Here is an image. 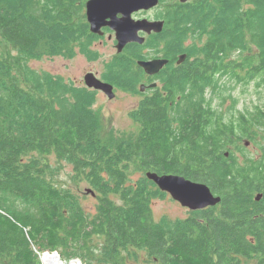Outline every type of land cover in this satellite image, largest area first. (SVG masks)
<instances>
[{
	"label": "trees",
	"instance_id": "1",
	"mask_svg": "<svg viewBox=\"0 0 264 264\" xmlns=\"http://www.w3.org/2000/svg\"><path fill=\"white\" fill-rule=\"evenodd\" d=\"M28 6L0 0V264H41L38 251L45 250L86 264H125L141 252L154 264L254 257L264 264V148L260 158L237 156L264 130V112L225 121L205 98L213 79L203 75L264 82V0H194L191 12L163 16L166 45L196 56L184 41L200 32L204 57L190 63L188 83L165 86L132 109L138 133L127 139L102 138L93 89L74 91L29 66L53 53L63 33L87 47L92 36L82 0H58L49 16L35 20ZM114 64L111 79L102 78L136 92L134 61ZM52 156L88 183L93 211L54 182ZM147 171L206 183L221 200L184 219L155 220L152 200L166 193ZM256 192H263L259 201Z\"/></svg>",
	"mask_w": 264,
	"mask_h": 264
},
{
	"label": "rangeland",
	"instance_id": "2",
	"mask_svg": "<svg viewBox=\"0 0 264 264\" xmlns=\"http://www.w3.org/2000/svg\"><path fill=\"white\" fill-rule=\"evenodd\" d=\"M24 1L29 5L27 11H30L34 20L36 15L43 14V17L49 16L53 5L58 2V0ZM168 1L170 0L161 2L160 6H157L153 10V15L162 17L164 12L163 5ZM15 9L17 8H13V10ZM188 23L190 25L187 26L191 27V29L196 28L193 21H189ZM195 35L199 36L200 32H196ZM194 36L192 33L189 34L185 39V47L193 49L198 55V49L202 44H199V40L197 42L193 41ZM59 39L57 49L52 51L53 53H46L41 57L33 58L29 61V66L38 76L47 79L54 78L57 82L61 81L67 87H72L74 91H82L85 87L90 90L83 81L88 71L96 72L101 77L110 75L108 73L113 69L111 65H115L114 63L118 59L116 58V50L111 42L101 45L98 41L99 39L92 38L89 42V47L88 45L87 47H82L79 36L75 35L73 38L74 41H71V37L67 33H63ZM92 42H95V44H92ZM194 42L195 44H193ZM70 45L73 51L69 49ZM157 48H159V44ZM117 77L118 75L112 79H117ZM108 78L111 79V75ZM117 85L113 98H108L102 92L93 89L95 92L94 95L92 94V97L95 98L93 107L100 114L99 130L103 139H108L109 137L117 139L133 138L138 133L137 122L131 116V111L139 100L137 96L138 87L135 92L130 88L127 89V86L123 85L125 87L123 88L118 83ZM205 98L215 113L221 115L225 121L237 118L242 113L245 115H248V113L253 114L260 109L264 112V82L261 83L258 79L249 82H246V80L239 82L231 74L225 73L221 75L218 73L210 81L208 88H206ZM262 117L264 116L262 115ZM263 138L264 130L262 128L260 129V135L256 142H248L245 148L246 150L237 153L239 160L242 161L244 157H262L264 148ZM51 162L54 167L52 171L54 182L59 186H64L72 190L78 196L85 209L93 211L97 200L93 195L86 193V189L89 188L88 183L78 178L74 174L71 165L64 160L56 161L55 157L52 156ZM141 175L142 173L137 172L133 180L138 179ZM165 193L163 196L156 197L152 200V210L155 220H160L163 217L171 220L184 219L195 214L196 210L191 211L185 208L178 201L176 202L169 193ZM255 194H258V192ZM82 262L86 264L85 261L82 260ZM98 264L111 263L100 262ZM125 264L154 263H151L146 255L141 252L137 259H126ZM240 264H258V260L256 257L249 260L243 259Z\"/></svg>",
	"mask_w": 264,
	"mask_h": 264
},
{
	"label": "water",
	"instance_id": "3",
	"mask_svg": "<svg viewBox=\"0 0 264 264\" xmlns=\"http://www.w3.org/2000/svg\"><path fill=\"white\" fill-rule=\"evenodd\" d=\"M185 2L187 0H180ZM159 0H88L86 2V17L90 23V29L94 33H102L101 26L110 25L116 34L117 52L129 42L142 44L144 38L139 36V31L150 33L160 32L163 28V21H149L147 19H132L131 14L140 9H150L157 6ZM121 14L120 18L116 14ZM185 54L180 55L178 62H181ZM164 59H153L138 61V64L149 74L156 73L166 63ZM85 85L94 90L102 91L108 98L115 95L113 85L102 81L93 72L84 76ZM154 85V84H153ZM152 84L150 87L153 86ZM248 141L245 142V145ZM146 177L152 180L161 191L167 192L181 205L192 210L203 209L208 206L219 204L221 198L214 194L206 183L194 181L183 175L174 173L158 174L154 171H147ZM86 193L95 195L92 189L87 188ZM261 194L258 193L255 199L258 200Z\"/></svg>",
	"mask_w": 264,
	"mask_h": 264
},
{
	"label": "flooded vegetation",
	"instance_id": "4",
	"mask_svg": "<svg viewBox=\"0 0 264 264\" xmlns=\"http://www.w3.org/2000/svg\"><path fill=\"white\" fill-rule=\"evenodd\" d=\"M88 0H84V8H83V14L85 16V22L87 24V30L89 31L90 36L92 38L99 39L101 45L104 43H112L116 50V56H118V59L121 61H134V77L132 78L133 84H135L138 87V93L137 96L139 97L138 103L135 107L139 106L140 101L145 96H151L156 91H162L163 87L168 85H184L185 83H188V78L193 77L194 74L191 70H193L192 66L193 64H190L191 62H196V59L198 57H204V53H200V50L203 46H200L198 49L199 54L196 56L190 55V52L184 51L182 48H176L172 46L166 45L165 37H166V31L168 28V25H166V19L163 17L166 14H169L170 12H179L183 11L185 14L192 11L191 3L194 0H187L185 2H182L180 0H170L165 5H163V15L162 17H158L157 15H153V10L160 6V0L157 6L144 10L140 9L137 11H134L131 16L132 19L138 20V19H147L149 21H163V28L160 32L151 31L150 33H147L145 31H139V36H142L144 38V41L142 44H139L137 42H129L127 43L120 52H117L116 44V34L114 29L110 25H103L100 28V31L102 33H94L90 29V23L87 20L86 17V2ZM117 18L121 17V14H116ZM190 25V23H189ZM195 35V34H194ZM193 35V36H194ZM206 36L204 34H201L199 36L195 35L192 39L193 41H200L199 44H203L205 42ZM95 44V42H92V44ZM159 44V48H157ZM195 44V42L193 43ZM86 46L89 44H85ZM185 45V41H184ZM186 48V47H185ZM136 52H141V57ZM185 54L184 59L181 62H178L180 55ZM153 59H164L167 62L157 71L156 73L149 74L147 73L139 64L138 61H148ZM89 72V71H88ZM93 72V71H90ZM99 79L102 81L109 82L101 77L96 72H93ZM190 73V75H189ZM98 74V75H97ZM218 73H213L210 70H207L206 73L203 75L205 77H209L208 79L212 78L214 79L215 75ZM189 75V76H188ZM84 81V79H83ZM190 81V80H189ZM113 85L114 92L116 90L115 85L112 82H109ZM153 85L150 87V85ZM100 91V90H97ZM102 92V91H100ZM103 93V92H102ZM104 94V93H103ZM134 107V108H135ZM249 142V141H248ZM261 194L260 198L256 201H259L263 197V192H258ZM177 202V201H176ZM216 206V205H215ZM185 208L195 211V210H202V209H190L186 206ZM214 207V206H208L203 209Z\"/></svg>",
	"mask_w": 264,
	"mask_h": 264
},
{
	"label": "built area",
	"instance_id": "5",
	"mask_svg": "<svg viewBox=\"0 0 264 264\" xmlns=\"http://www.w3.org/2000/svg\"><path fill=\"white\" fill-rule=\"evenodd\" d=\"M38 256L41 264H83L80 258L65 259L57 251H38Z\"/></svg>",
	"mask_w": 264,
	"mask_h": 264
},
{
	"label": "bare ground",
	"instance_id": "6",
	"mask_svg": "<svg viewBox=\"0 0 264 264\" xmlns=\"http://www.w3.org/2000/svg\"><path fill=\"white\" fill-rule=\"evenodd\" d=\"M50 259H51V258H50ZM50 259H49V260H50Z\"/></svg>",
	"mask_w": 264,
	"mask_h": 264
}]
</instances>
